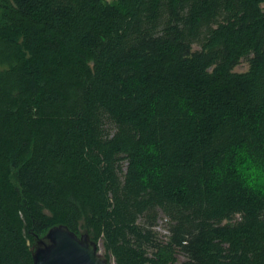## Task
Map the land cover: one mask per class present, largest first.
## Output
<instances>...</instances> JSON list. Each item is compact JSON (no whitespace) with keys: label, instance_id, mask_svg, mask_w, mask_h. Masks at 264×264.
Here are the masks:
<instances>
[{"label":"trees","instance_id":"trees-1","mask_svg":"<svg viewBox=\"0 0 264 264\" xmlns=\"http://www.w3.org/2000/svg\"><path fill=\"white\" fill-rule=\"evenodd\" d=\"M58 225L264 264V0H0V264Z\"/></svg>","mask_w":264,"mask_h":264},{"label":"water","instance_id":"water-1","mask_svg":"<svg viewBox=\"0 0 264 264\" xmlns=\"http://www.w3.org/2000/svg\"><path fill=\"white\" fill-rule=\"evenodd\" d=\"M31 252L33 264H108L87 233L78 235L65 225L50 228Z\"/></svg>","mask_w":264,"mask_h":264},{"label":"rangeland","instance_id":"rangeland-1","mask_svg":"<svg viewBox=\"0 0 264 264\" xmlns=\"http://www.w3.org/2000/svg\"><path fill=\"white\" fill-rule=\"evenodd\" d=\"M107 1L110 2L112 0H107ZM246 69H247V63H246V61H242L240 63V65H238L235 68V71L242 72V71H245ZM155 230L159 233V236L162 237V238H166V236L168 235V231H167V219H166V217L163 214H160L159 215V218H158V221H157ZM183 259L184 258L180 256L179 257L178 264H180L183 261ZM111 261H112V264H114L113 259Z\"/></svg>","mask_w":264,"mask_h":264}]
</instances>
